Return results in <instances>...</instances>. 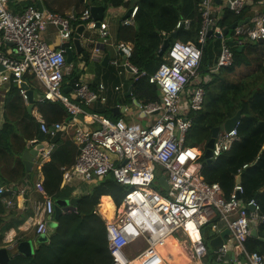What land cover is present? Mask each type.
<instances>
[{
	"label": "built area",
	"instance_id": "2783aa9c",
	"mask_svg": "<svg viewBox=\"0 0 264 264\" xmlns=\"http://www.w3.org/2000/svg\"><path fill=\"white\" fill-rule=\"evenodd\" d=\"M17 1L0 0V89L8 83L17 84L20 95L29 103V90L20 85L30 76L42 91L40 103H61L66 108L70 121L52 125L38 109L32 110L44 134L71 132V139L77 146L74 164L61 167V185L66 186L75 179L91 181L110 177L127 189L112 216L104 219L111 264L170 263L173 255L168 250L169 245L186 259V264H224L233 248L245 257L247 264H264V255L246 248L252 230L264 228V213L259 201L243 198L242 183L237 182L227 197L218 182H208L203 173L204 152L186 143L195 115L204 109L207 86L213 76L234 64V48L230 41L242 47L249 40H264V12L256 11L247 17V22L238 23L231 30V39L223 34L225 12H216V0H200L196 40L174 39L166 50L165 62L152 74L131 63L128 58L132 49L121 44L125 58H112L110 64L129 70L135 81L147 77L159 87V100L136 103V110L146 120L143 124L112 119L96 111L87 112L83 105L106 102V84L100 82L92 87L84 79L76 80L68 94L65 87L71 84L66 76L72 67L67 62L66 47L53 48L41 37L44 30L54 25L63 42L71 43L77 32L75 24L82 25L85 30H98L103 39L102 47L97 46L94 53H101L109 43V24L105 19L96 27L89 5L80 12L68 14L41 10L34 4L15 12L10 3ZM221 2L235 15H242L253 5L264 4V0ZM137 10L138 5L132 8L131 19L123 20L124 25L132 24ZM190 27L191 19H180L176 24V30H189ZM209 32H212L210 37L220 39V54L214 64L202 70L203 46ZM68 47L72 48L71 44ZM124 111H128L127 107ZM239 125L240 120L230 131L218 133L212 148L213 162L239 140ZM53 149L54 144H49L47 148L43 145L40 151L50 156ZM240 171L236 176H240ZM159 177L165 178L168 190L161 185L160 189L156 188ZM35 188L41 199L35 203L30 224L39 235L47 232L55 203L42 177ZM16 192L23 191L11 189L10 193L15 195ZM6 194L7 189L0 185L1 200L5 208L10 209L14 202ZM206 225L215 233L225 228L230 234L221 246L214 248L210 263L206 262L209 249L203 236ZM14 237V234L9 235L8 241L12 242ZM140 240L145 241V248L129 254L127 247Z\"/></svg>",
	"mask_w": 264,
	"mask_h": 264
},
{
	"label": "trees",
	"instance_id": "16d2710c",
	"mask_svg": "<svg viewBox=\"0 0 264 264\" xmlns=\"http://www.w3.org/2000/svg\"><path fill=\"white\" fill-rule=\"evenodd\" d=\"M102 3H105L107 8L111 4L115 7L129 6L125 0H102ZM199 3L200 0H138L134 25L121 26L118 34L119 42L133 45L131 62L140 70H146L149 74L154 73L163 61L162 57L158 56L163 43L162 32L171 34L176 30V24L180 19H191V27L189 30L181 29L178 39L195 41L200 26ZM22 5V2L18 1L10 3L15 12H21L19 9ZM246 9L242 15H235L226 10L222 25L228 28L246 19L249 16ZM173 41L174 39H171V42ZM256 43V40H249L240 50L234 49V64L213 76L212 83L217 86L213 92L210 87L207 88L204 109L195 115L194 125L187 134L186 143L205 151L213 128L221 126L241 111L243 117L238 128L239 140L212 164H208L203 157V173L208 182H218L224 194L229 197L236 184L235 176L241 170L243 198L246 200L256 198L261 212L264 213V49H259ZM219 54L220 39L209 37L203 46L202 70L214 64ZM252 64H257L256 79L251 82L243 80L222 82L224 76L234 73L236 68ZM251 77L252 74L249 75V78ZM77 78L76 73L75 79ZM133 89L144 102L159 100L158 85L150 83L147 77L137 80L133 84ZM10 95H13L14 100L18 98V89L13 88ZM46 103L47 117L62 121L67 117L66 108L61 103L49 101ZM74 157L73 144L69 141L61 142L52 153L51 161L43 166L44 184L49 194L53 195L60 186L61 167L71 166ZM245 164L249 167L244 168ZM0 182H7L6 179H2L1 172ZM103 186H111L110 191L108 188H97L94 196L81 197L78 212L61 216L57 234L49 245L42 246L33 256L17 255L11 258L8 264H111L112 257L107 247L105 226L101 218L93 213L94 206L98 198L107 192H111L116 204L119 205L127 191L112 178L103 182ZM102 207L109 213L114 209L108 197L103 199ZM6 211L0 197V230L5 222L3 216ZM81 214H84V217ZM208 227L209 225L203 227V236L207 244L213 239V234L208 235L210 229ZM246 248L249 252L264 255V228H260L257 235L251 234L246 242ZM208 249L212 253L213 248L208 245Z\"/></svg>",
	"mask_w": 264,
	"mask_h": 264
},
{
	"label": "crops",
	"instance_id": "0c3cea01",
	"mask_svg": "<svg viewBox=\"0 0 264 264\" xmlns=\"http://www.w3.org/2000/svg\"><path fill=\"white\" fill-rule=\"evenodd\" d=\"M138 0H125L128 2L129 6L122 5L119 7H115L112 4L108 8L106 6L105 12V20L109 24V43L106 44L104 49H102L101 53H94V49L97 46L102 47V37L100 36L98 30H85L83 32V36L81 37V46L83 47L82 52H77L74 39L71 43L63 42L59 35V30L56 26L50 25L46 30L41 33V37L46 41L50 46L53 48H59L61 46L68 47L70 44L73 50V61L69 63L72 67V71L69 75L66 76L67 82L71 85L65 87V91L70 94L71 93V86L72 83L76 80L84 79L90 83L92 87H96L98 83L103 82L106 84L107 91L106 96L107 100L104 104L95 102L91 106L93 107L94 111L99 112L109 118L112 119H123L126 121H139L143 124L146 123V120L142 115H139L138 111L136 110V103L143 101V99L139 98L133 89V84L136 82L133 79V75L130 73L129 70L123 69L122 66H114L110 64V60L112 58H116L119 60H123L125 57L123 55V50L120 48V45H127L130 46L131 54L133 53V45L131 43H122L118 40V34L121 26H124L123 20L131 19V10L134 6H136ZM18 2H22V6L20 7L19 11H23L24 6L34 4L37 8L41 10H50L56 11L63 14H68L72 11L80 12L83 10L84 6H91L92 5H100L102 4V0H18ZM216 12L222 10L223 13L225 12V7L222 5L223 3H218ZM246 11L249 12V16L251 17L254 15L256 11H263L264 12V4L262 5H253L248 7ZM76 28L78 29L81 25L75 24ZM134 25V18L132 19V24ZM230 32H232L230 30ZM163 36V43L165 39L170 37V34L166 32H162ZM229 37V36H228ZM230 38V37H229ZM233 39V37H232ZM162 43V45H163ZM161 45V46H162ZM161 48V47H160ZM160 50V49H159ZM165 54L158 56L162 57V63L165 62ZM108 56L109 59L105 60V57ZM131 62V60H130ZM132 63V62H131ZM161 63V64H162ZM160 64V65H161ZM91 66L92 68H89ZM208 67V66H207ZM1 71V65H0ZM121 72V73H120ZM76 73L78 74V78L75 79ZM26 81L23 82L20 86L26 87L29 90V93L32 91L33 97V107L30 108V102L26 103L22 96L20 95L19 87L17 84L8 83L4 86V88L0 89V172L2 173V179H6L7 182H0V185L4 186L7 189L6 196L11 198L14 202V206L10 209L6 208V213L4 214V225L1 228L2 230L6 227V233L3 237H1V241L3 244H0L1 247H10L14 245L16 242L23 241V240H32L36 238L37 234L35 229L30 224L31 218L34 216V207L37 200L41 199V195L35 188V183L39 178H43L45 183V176L43 172V166L51 161L52 153L57 149L59 144L62 142L69 141L73 144L75 148V157L72 162L74 164L78 150L77 146L71 139V132H56V134H44L37 122L35 121L32 110L38 109L43 116L45 117L48 124L52 125L55 122H68L70 121L71 117L67 113V117L62 120H53L47 117L46 109L47 103H40L39 97L41 96V89L40 87L34 82V80L30 76H26ZM74 80V81H73ZM213 81V80H212ZM211 82L207 88L210 87V90L215 89L217 84ZM122 85L119 90L116 89L117 86ZM13 88H17L19 92V97L13 99V95H10V92ZM159 99H160V92H159ZM78 102V99L75 100ZM53 103V102H52ZM124 107H127L128 111H124ZM224 124L220 127L223 128ZM42 132L44 134V140L38 144L44 145L46 148L49 144H54V149L50 156H44L43 153L38 149V156L35 157L33 165L27 169L25 164L23 163L21 158L17 156L21 155L24 149L27 146L31 145L35 141L38 140L39 134ZM55 139H57L55 141ZM9 145V149L8 148ZM43 147V146H42ZM200 148V147H197ZM205 152V151H203ZM16 156V157H14ZM214 163V162H213ZM71 164V165H72ZM70 166V165H69ZM240 176H235V181L237 183L238 178ZM106 178H94L91 181H82L80 179H75L77 181H73L70 184L63 186L61 185L55 191L53 195L49 194L53 199L54 203L56 204L58 201L62 200H70V199H77V212H78V203L81 197L83 196H94L95 190L97 188H108L111 186H103V182L107 181ZM74 182H78L81 185L79 192L73 190L71 188ZM88 182H93V187L91 192L89 191V186L86 185ZM123 188V186H122ZM11 189H16L21 192H16L15 195H12ZM71 189V190H70ZM115 189V188H114ZM127 191V189L124 187ZM124 191V190H123ZM118 192V191H117ZM120 192V190H119ZM118 192V193H119ZM49 193V192H48ZM108 197L111 201V204L115 208L118 204H116L111 192H107V194L101 195L98 198L97 203L94 206L93 213L96 214L98 217L101 218L102 222L104 223V219L111 217L112 211L105 212L104 208L102 207V201ZM2 201V200H1ZM3 203V202H2ZM73 211H64L62 216L69 215ZM112 213V214H111ZM54 215V212H53ZM53 215L51 216V221L54 220ZM84 217V214H81ZM61 218V217H60ZM60 220V219H59ZM59 220L57 221L59 223ZM49 221V220H48ZM60 226V223H59ZM59 228V227H58ZM210 230L212 231L213 238L220 236V234L226 230H223L219 233H215L211 226H209ZM262 228V227H260ZM260 228L253 229L255 234H258ZM15 235L14 240L9 242L8 236ZM230 238V234L226 236V240ZM107 239V237H106ZM225 240V241H226ZM140 241L134 242L127 247V252L129 254H134L138 252L140 249L135 247H139ZM144 242V241H143ZM209 245V244H208ZM108 247V243H107ZM181 247V246H180ZM168 250L173 255L172 262L165 261L164 264H186V259L179 254H176L172 249V245L168 246ZM109 251V249H108ZM214 251V248H213ZM212 253L206 257V262H212ZM110 253V252H109ZM20 255V254H17ZM15 255V256H17ZM14 256V257H15ZM25 256V255H21ZM111 256V255H110ZM13 258V257H12ZM226 263L224 264H247V261L243 255L239 253L238 250L234 248L231 249L226 257Z\"/></svg>",
	"mask_w": 264,
	"mask_h": 264
},
{
	"label": "water",
	"instance_id": "95a60500",
	"mask_svg": "<svg viewBox=\"0 0 264 264\" xmlns=\"http://www.w3.org/2000/svg\"><path fill=\"white\" fill-rule=\"evenodd\" d=\"M221 1L222 0H216V2H218V3H221ZM90 9H91L92 17L97 23L96 27H99L101 21H103L104 17H105L106 4L102 3L100 5H92ZM248 19L249 18H246L245 20L240 21L238 23L242 24L244 22H247ZM238 23L233 24L231 27L225 28L223 30V34L228 35L230 30L234 29ZM84 31H85V27L81 25L77 29V32L74 35V45H75L77 52L83 51V47L81 46V35L83 34ZM179 31H180V29L173 31L170 34V37L165 39L163 45L161 46V48L159 50V55H163L166 52L169 45L171 44V39H177L178 38ZM211 35H212V32H209V37ZM215 35L218 37L220 36L219 33H216ZM257 42L259 44H264L263 39H259ZM230 44L233 46V48L235 50L241 49V46H238L236 44V42H234V41H230ZM66 56H67V62L71 63L73 61V57H74L72 48L66 47ZM108 59H109V57L106 56L105 60H108ZM29 102H30L29 107L32 108L33 107L32 91L29 93ZM242 117L243 116H242L241 111H238L235 116L228 119L224 123L223 128L220 126L213 128L212 136H211L210 140L208 141L206 150L204 152V158L208 164L213 163L212 148H213V144H214L215 138L217 137L218 133L221 130L230 131L234 127L236 122L241 120ZM43 140H44V134L42 132H40L38 140L35 141L34 143H32L30 146L28 145L27 148L24 149V151L21 153V155L17 156L18 158L22 159V161L25 164V166L27 167V169H29L33 165L35 157L38 156V152H39L38 149L42 148V146H43L42 144H38V143H40ZM158 179H159L160 185L165 190H168V184H167V181L165 180V178L159 177ZM237 182L241 183V177L238 178ZM76 206H77V199H75V198L70 199V200L58 201L54 207V215H53L54 220L51 221V218H50L48 221L47 232L44 234L37 235L36 238H34L32 240H23V241L16 242L14 245H12L10 247H1L0 248V264H8L10 259L17 254L25 255V256H33V255H35L36 251H38L42 246L49 245L51 239L57 234L58 227H59V223L57 221L60 219V217L62 216L64 211L77 212ZM251 234L256 235L255 231H252ZM227 235H229L228 229L224 230L220 234V236H217V237L213 238L212 240H210L209 246L211 248H217V247L221 246L225 242Z\"/></svg>",
	"mask_w": 264,
	"mask_h": 264
},
{
	"label": "rangeland",
	"instance_id": "374dc122",
	"mask_svg": "<svg viewBox=\"0 0 264 264\" xmlns=\"http://www.w3.org/2000/svg\"><path fill=\"white\" fill-rule=\"evenodd\" d=\"M229 37L232 39V35H231V33L229 34ZM256 44H258V48L259 49H264V46H263V44H259L258 42L256 43ZM52 47V46H51ZM10 51H12V50H10ZM256 66H257V64L255 65H249V66H241V67H239V68H236L235 69V72L234 73H232V74H230V75H226V76H224V78H223V83L224 82H239V81H241V80H243L244 82H251V80H253L254 78L256 79L257 78V71L255 70L256 69ZM89 68H92L91 66H88ZM259 73V72H258ZM252 74V77L251 78H249V75H251ZM83 108L87 111V112H94V109H93V107L92 106H84L83 105ZM108 179L110 178V177H107ZM74 181H77V180H74ZM106 181H104V183H105ZM81 184L80 183H78V182H74V184H72V186H71V188L73 189V190H75V191H77V192H79V190H80V188H81V186H80ZM86 185H88L89 186V191L91 192V190H92V187H93V182L91 183V182H88V183H86ZM156 188L157 189H160L161 188V186H160V183L159 182H157L156 183ZM71 190V189H70ZM164 192V191H163ZM114 210V209H113ZM6 231V227L2 230H0V244L2 245L3 244V242L1 241V237H3L4 235H5V232ZM208 235L209 236H211L212 235V231L210 230V229H208ZM139 243V247H135V248H137V249H140V250H142L143 248H145V246H146V243H145V241L143 242V241H141V242H138Z\"/></svg>",
	"mask_w": 264,
	"mask_h": 264
},
{
	"label": "bare ground",
	"instance_id": "6f19581e",
	"mask_svg": "<svg viewBox=\"0 0 264 264\" xmlns=\"http://www.w3.org/2000/svg\"><path fill=\"white\" fill-rule=\"evenodd\" d=\"M113 211H114V210H113ZM113 211H112V213H113ZM105 212H106V211H105ZM112 213H111V214H112Z\"/></svg>",
	"mask_w": 264,
	"mask_h": 264
}]
</instances>
